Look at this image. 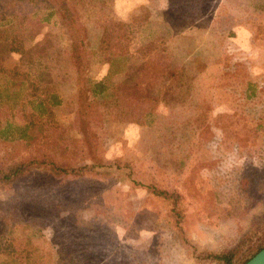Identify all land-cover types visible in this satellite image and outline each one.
Returning <instances> with one entry per match:
<instances>
[{"label": "rangeland", "instance_id": "obj_1", "mask_svg": "<svg viewBox=\"0 0 264 264\" xmlns=\"http://www.w3.org/2000/svg\"><path fill=\"white\" fill-rule=\"evenodd\" d=\"M71 1L77 58L51 0H0V165L106 175L0 187V264L241 263L264 244V0ZM146 185L182 196L180 232Z\"/></svg>", "mask_w": 264, "mask_h": 264}, {"label": "trees", "instance_id": "obj_2", "mask_svg": "<svg viewBox=\"0 0 264 264\" xmlns=\"http://www.w3.org/2000/svg\"><path fill=\"white\" fill-rule=\"evenodd\" d=\"M56 6L57 12L60 17V21L64 30L70 41L71 53L77 58L76 53L83 49V40L79 35V31L76 29L77 21L75 19V12L71 6V0H51ZM102 86L100 83L96 87ZM81 87V86H80ZM104 88H101L103 90ZM87 90L82 85L79 90L80 98L86 93ZM93 93V92H92ZM100 93V91H99ZM94 94V93H93ZM83 105L79 108L76 114V120L82 132V136L86 137V108L87 105L85 101ZM112 166V165H109ZM107 165H103L100 162L93 161L89 164H82L78 166H71L66 163L57 162L50 155H42L35 158H24L18 159L8 164L0 165V187L10 186L15 181L25 177L29 173L35 171L45 174L54 179H77L81 177H99L105 176L106 172L103 170ZM145 188L148 192L159 198L161 201L168 204V210L166 218L168 217L169 223L179 230L180 222L183 218L182 209V196L172 190L158 189L153 185H146ZM180 232V230H179ZM264 244L259 247L253 254H251L247 259L243 260L239 264H244L249 258H251L257 251L262 249ZM240 248V243L234 246L232 249L220 253V254H205L210 259L216 262V264H234L233 259L236 257V253Z\"/></svg>", "mask_w": 264, "mask_h": 264}, {"label": "water", "instance_id": "obj_3", "mask_svg": "<svg viewBox=\"0 0 264 264\" xmlns=\"http://www.w3.org/2000/svg\"><path fill=\"white\" fill-rule=\"evenodd\" d=\"M244 264H264V247L257 251Z\"/></svg>", "mask_w": 264, "mask_h": 264}]
</instances>
